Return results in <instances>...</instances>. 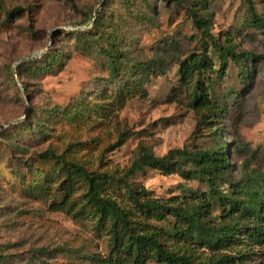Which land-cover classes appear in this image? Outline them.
Segmentation results:
<instances>
[{"label": "rangeland", "instance_id": "374dc122", "mask_svg": "<svg viewBox=\"0 0 264 264\" xmlns=\"http://www.w3.org/2000/svg\"><path fill=\"white\" fill-rule=\"evenodd\" d=\"M0 1L5 10L21 9L20 16L0 32V250L19 260L9 264H24L29 258L33 264H98L85 257L102 259L110 251L108 236L90 220L51 209L52 201L59 202L60 195L40 197L25 190L21 179L29 175L14 159L15 154L20 160L30 161L34 168L36 156L45 150L60 154L70 148V156L89 171L119 177L136 158L139 145L148 147L157 157L171 149L204 150L221 145L227 147L230 173L217 182V190L242 198L236 190L246 180H253L260 184L264 199V61L257 59L254 66L248 62L245 79L239 78V68L228 61L220 79L216 75L220 68L218 56L209 50L213 71L198 78L210 80V98L222 112L213 124L205 122L203 112L191 107L178 77V64L200 49V36L187 14L190 0H182V6L172 0H74L75 9L65 0ZM206 1L210 32L220 44L229 37L237 51L264 56V31L245 26L248 14L243 0ZM251 1L264 17V0ZM106 5L104 22L117 27L119 49L126 54L120 76L113 84L107 59L99 54L97 46L84 50L74 37L75 32L92 26L90 21L84 22L82 13L93 16ZM55 52L63 54L59 69L32 73L30 62L40 66L47 55ZM139 62L157 66L159 71L147 77L131 72L130 67ZM121 78L135 83L136 91L119 100L107 99L101 103L100 112L91 111L79 124L62 123L56 117V124L48 125L44 136L13 130L27 122L33 126L32 113L54 108L60 112L100 90H116ZM120 139L124 143L111 149ZM13 145L19 150L14 151ZM33 176L42 180L40 174ZM129 183L144 187L160 199L190 192L209 194L202 179L163 176L146 168ZM123 191L122 185L112 190L117 196ZM222 210V206L213 204L210 217L216 225L229 221ZM153 224L164 230L170 228L168 222ZM244 233H240L241 238ZM239 250H251L248 254L252 264H264V243H245ZM197 254L209 258L214 252L200 249Z\"/></svg>", "mask_w": 264, "mask_h": 264}, {"label": "trees", "instance_id": "16d2710c", "mask_svg": "<svg viewBox=\"0 0 264 264\" xmlns=\"http://www.w3.org/2000/svg\"><path fill=\"white\" fill-rule=\"evenodd\" d=\"M65 1L73 9L76 8L74 0ZM243 1L247 4L248 14L245 26L264 31V17L257 13L251 0ZM144 2L147 3V0ZM172 2L176 6H182L184 1ZM189 3L187 14L196 34L200 36V49L178 64L179 83L185 88L191 107L202 111L205 122L213 124L219 119L222 109L210 98V80L198 78L213 71V62L207 56L209 50L218 56L220 68L216 75L220 79L225 75L228 61L239 68V78L245 79L248 71L246 64H253L257 59L264 61V56H256L244 50L237 51L229 37L224 38V44H220L210 32L207 1L190 0ZM107 8L108 5L94 17L90 29L75 32L74 37L84 50L89 51L97 46L99 54L107 59L110 83L113 84L120 76V67L126 54L119 49L117 27L104 22L108 14ZM20 13L21 9L18 7L5 10L0 1V32L7 25L10 26ZM82 14L84 22L93 18L90 13ZM108 29L111 31H107ZM61 57V52H55L47 55L40 66L30 62L32 73L59 69L63 65ZM130 70L134 73L141 72L144 77L159 71L157 66L140 62L133 64ZM159 75L162 76L163 72L160 71ZM134 91L136 84L121 78L116 90H100L86 100H76L60 112L54 108L41 114L32 113L33 126L27 122L15 126L13 130H29L38 136H44L47 126L56 124V117L62 123L79 124L91 111L100 112L102 102L112 97L119 100ZM91 99L96 102H90ZM123 143V139H120L111 149ZM13 147L14 151L19 150L17 146ZM225 149L227 147L221 145L204 150H188L183 147L171 149L165 155L157 157L148 147L139 145L136 158L119 177L109 172L89 171L70 156V148L60 154L54 150H45L36 156L34 168L30 161L20 160L16 154L14 159L27 170L29 177H22L21 183L28 193L40 197L52 195L53 198L60 195L59 202L52 201L51 209L88 219L98 231H104L108 236L109 255L102 259L97 256L85 257L86 259L98 264H146L149 261L157 264H252L248 254L251 250L243 253L239 248L245 243L246 246H260L264 243V199L261 186L256 181L246 180L235 192L242 195L238 199L217 190V182L225 180L230 173ZM145 168L158 171L163 176L177 174L184 180L202 179L209 187V194L201 196L190 192L188 195L181 194L169 199L152 197L144 187L129 183L130 178ZM35 173L42 175L41 181L34 178ZM51 184L56 185L51 188ZM119 185L124 189L121 196L112 192ZM214 203L222 206L223 217L228 222L223 220L216 225L211 220L210 211ZM155 222H168L170 228L164 230L153 224ZM243 231L245 233L241 238L240 233ZM200 249L211 250L214 254L209 258H201L197 254ZM235 249L237 252L232 251ZM12 261L19 262L17 257L3 254L0 250V264ZM32 261L29 258L24 264H33Z\"/></svg>", "mask_w": 264, "mask_h": 264}, {"label": "water", "instance_id": "95a60500", "mask_svg": "<svg viewBox=\"0 0 264 264\" xmlns=\"http://www.w3.org/2000/svg\"><path fill=\"white\" fill-rule=\"evenodd\" d=\"M97 12H98V10L95 11V13H94V15H93V18H92L91 21H90L91 23H92L94 17L96 16Z\"/></svg>", "mask_w": 264, "mask_h": 264}]
</instances>
